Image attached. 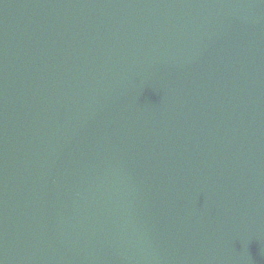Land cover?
<instances>
[{"label":"water","instance_id":"1","mask_svg":"<svg viewBox=\"0 0 264 264\" xmlns=\"http://www.w3.org/2000/svg\"><path fill=\"white\" fill-rule=\"evenodd\" d=\"M0 264H264V0H0Z\"/></svg>","mask_w":264,"mask_h":264}]
</instances>
